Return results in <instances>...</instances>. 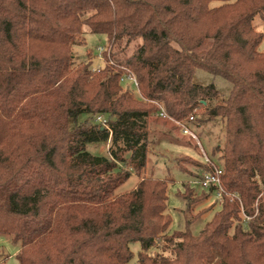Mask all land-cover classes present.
Returning <instances> with one entry per match:
<instances>
[{
    "label": "trees",
    "instance_id": "1",
    "mask_svg": "<svg viewBox=\"0 0 264 264\" xmlns=\"http://www.w3.org/2000/svg\"><path fill=\"white\" fill-rule=\"evenodd\" d=\"M255 17L264 27V0H0V236L19 244L18 264H129L135 243L136 264H264V33ZM84 27L115 51L98 74L73 62ZM124 70L139 100L122 88ZM201 73L208 85L193 82ZM217 80L228 86L218 102ZM202 109L225 124L221 182L239 200L224 195L198 236L168 238V180L115 191L146 168L152 120L188 122ZM83 114L110 119L77 124ZM99 142L110 143L108 157L87 152ZM196 166L195 178L211 171Z\"/></svg>",
    "mask_w": 264,
    "mask_h": 264
},
{
    "label": "rangeland",
    "instance_id": "2",
    "mask_svg": "<svg viewBox=\"0 0 264 264\" xmlns=\"http://www.w3.org/2000/svg\"><path fill=\"white\" fill-rule=\"evenodd\" d=\"M218 5L220 3H211V7ZM253 27L256 31L264 33V27L258 17L254 18ZM78 38L80 44L71 48L74 64L87 61L89 69L95 74H98L106 66L114 65L111 54H115V51L105 36L90 34L89 30L84 27L82 35ZM140 43L141 40L130 42L125 49L126 57L132 55ZM258 50L264 51V39ZM123 72L126 73L125 70ZM211 81V78L203 73L196 75L193 80L200 85H208ZM214 83L219 91V97L216 100L218 102L226 97L228 86L218 80ZM120 84L122 88H128L132 92L134 99H140L139 90H136L129 82ZM98 117L101 122H98ZM193 118L194 121L189 124V127L197 136V140L182 135L179 126L174 121L167 120L165 122L161 118L152 120L148 126L150 146L146 168L139 176L132 174L115 191L116 195L130 192L143 179L168 180L164 215L168 216L171 222L163 233L168 238L184 232L190 233L194 237L198 236L221 208L220 202L214 198L213 194L204 197L199 187L189 184L194 189L187 190L185 184L189 183L190 179L192 180L191 177L195 173H200L196 165L205 162L204 155L214 164L221 166L220 157L225 141V124L220 118H210L203 109L195 112ZM109 119L108 115L88 116L83 114L79 116L77 124L89 120L93 124L105 125ZM72 126L73 123L70 122L69 127ZM109 146V142H99L87 145L86 150L94 156L108 157ZM122 169L126 170L127 168L122 167ZM189 191H192V198L197 202L190 203L187 200ZM184 193L185 195H183ZM188 204L189 208H187ZM130 249L134 258L129 264H136L137 254L140 250L139 245L135 243L130 246ZM18 250L19 244L14 243L10 236H0V264H18L16 258ZM156 251V249L152 250L153 253ZM164 254L167 257H172L171 250H167Z\"/></svg>",
    "mask_w": 264,
    "mask_h": 264
},
{
    "label": "built area",
    "instance_id": "3",
    "mask_svg": "<svg viewBox=\"0 0 264 264\" xmlns=\"http://www.w3.org/2000/svg\"><path fill=\"white\" fill-rule=\"evenodd\" d=\"M129 82L136 90H138V84L136 78L129 74L128 72L124 73L120 77V83ZM160 117H166V114L161 109L159 113ZM170 119V118H169ZM98 122H101L100 117L97 118ZM171 121H174L170 119ZM188 122H175L181 131V134L192 139L197 140V136L192 132L189 124L194 121L193 116L189 117ZM104 124V123H103ZM199 145V144H198ZM205 162L203 164L210 167V172H202L198 178H195L190 182L191 185L199 187L202 191H210L214 195V198L222 204L223 196L226 195L230 199H238L236 194L226 193L221 182V176L223 174V169L218 164H214L211 159L207 158L204 155ZM239 200V199H238ZM245 220L248 221L249 218L244 216Z\"/></svg>",
    "mask_w": 264,
    "mask_h": 264
},
{
    "label": "crops",
    "instance_id": "4",
    "mask_svg": "<svg viewBox=\"0 0 264 264\" xmlns=\"http://www.w3.org/2000/svg\"><path fill=\"white\" fill-rule=\"evenodd\" d=\"M191 178H192V180L190 179V181H193V180H194V179H193L194 177L192 176ZM190 181H189V184H190ZM192 186H194V185H192Z\"/></svg>",
    "mask_w": 264,
    "mask_h": 264
}]
</instances>
